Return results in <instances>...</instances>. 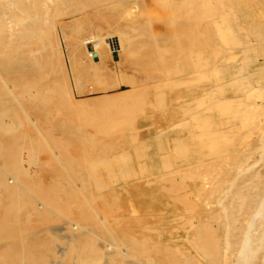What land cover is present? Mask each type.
Returning <instances> with one entry per match:
<instances>
[{
    "label": "rangeland",
    "instance_id": "obj_1",
    "mask_svg": "<svg viewBox=\"0 0 264 264\" xmlns=\"http://www.w3.org/2000/svg\"><path fill=\"white\" fill-rule=\"evenodd\" d=\"M111 1L113 20L82 1L78 22L65 17L56 36L69 94L88 100L82 107L50 91L38 100L42 81L20 80L26 63L6 70L0 49V97L11 88L0 124L17 128L0 127L8 153L0 170L27 187L14 217L3 208L10 196L0 195V222L17 228L0 232V264L79 263L76 229L66 227L73 221L91 229L103 263L134 255L150 264H264V0H231L223 36L211 31L208 45L183 49L185 58L186 40L159 0ZM88 33L106 40L97 70L79 60L78 38ZM109 33L124 44L118 55ZM16 131L20 140L8 146ZM83 207L104 225L82 217Z\"/></svg>",
    "mask_w": 264,
    "mask_h": 264
},
{
    "label": "bare ground",
    "instance_id": "obj_2",
    "mask_svg": "<svg viewBox=\"0 0 264 264\" xmlns=\"http://www.w3.org/2000/svg\"><path fill=\"white\" fill-rule=\"evenodd\" d=\"M82 1L83 2L87 1V5H94V4H96L97 6L100 5L99 6L100 10L102 11V13L104 15H106L105 17L107 19H109L110 21L113 20V18L115 17V13L111 11V7L113 6V3L111 0H0V49L2 48L1 51L3 52V55L1 57L2 58V60H1L2 64L6 70H8L10 68V66L15 63L14 61L19 62L20 65H24V63L28 64L27 70H25L23 73L19 74V78L21 80L23 77L24 79H22V80L24 82H26L28 86H34L39 81H42L41 82V88L36 90L35 91L36 93H34V96L37 97L38 100H43V98L45 97L44 92L50 91L51 93H58V95L55 94V96L65 97V102L63 103V105L65 104L69 107H74V108L82 107V106H84V104H86L88 102V100H79V101L73 100V98L70 96L69 91H68V85H67V77H66V73L64 71V64H63L62 57H61L62 53H61L60 49L58 48V46H56L57 45L56 36H57L58 32L60 30H62L64 28V26L66 25V20H64V18L69 17L71 19V21H77V22H78V19H80V16H78V14H80L81 9H84V8H82V6L78 7L77 4L80 3L82 5ZM129 1H128V3L131 2V1L130 2ZM135 1H133V3L136 5ZM159 1L161 3L160 8H162V10H163L162 14L164 16L165 21H169V22L173 23L176 26L175 29L173 30L174 33L178 37H181L182 39L185 38V40H186V44L182 45V47H180V49L183 52L182 57H184V58H185V53H184L183 49L187 48L188 46L198 45V44L208 45V43H210V41H212L211 31H217V32L221 33V37H222L223 36L222 34H224V31L226 28V25L224 27L223 20H224V22H226V24L229 25V23L227 22L228 14H229V12H231V10H233L230 6L231 0H159ZM159 1H158V3H159ZM255 1H256L255 3L261 2L260 0H255ZM155 2H156V0H155ZM130 5H131V3H130ZM83 7H85V4L83 5ZM93 10H95V9H93ZM133 10H134V8H133ZM131 16H132V14H131ZM107 24H108V22H107ZM91 34L92 33H88V34H85V35L78 38V41H79L78 44H79L80 48H84V49L86 48V50H85L86 52L85 51L83 52V57L79 58V60H81V63H82L81 66L84 68V70H88V69L97 70L98 68L102 67V56L100 55V53L98 51H99V48L103 45V43L106 40L104 39V37L103 38L99 37L97 39V38H95V36H92ZM115 34H113V35H115ZM113 35L111 33H109V34H107V36L106 35L105 36H106V39H107V37H109L110 41H111V38L115 40L114 41L115 45H116L115 47H117V48L115 50H111V51L117 52V55H118V51L122 47H124V44L120 39V35L119 36L117 35L116 37H114ZM103 39L105 40L104 42H103ZM223 39H224V37H223ZM52 46H54V49L52 48ZM80 51H81V49H80ZM95 53L97 54V57L99 60L96 62H93L92 61L93 59L91 60L90 57H92L93 54L95 55ZM215 74L216 73H214V75ZM258 79L259 78H257V81H258ZM257 81H255L256 84H258ZM252 84H253V82H252ZM244 86H243V88H244ZM28 88H30V87H28ZM1 89H2V86H1ZM156 89H158V88H156ZM161 89H162V87H161ZM252 89L255 90L254 88H252ZM9 90H11V88H7V90H4V93H6V94H3L2 97H0V110L4 111V112L7 109V105H6L5 101L3 100V96L10 93ZM258 91H259V89H258ZM212 100H210V101H212ZM219 100L220 99H218L217 101H219ZM204 101H206V100H204ZM256 103H257V101H256ZM56 104H58V103H56ZM8 110H7V112H9L12 109H10L9 111ZM14 112H15V109H14ZM23 113H25L24 110H23ZM11 115L13 118H15V116H16L13 114V112L11 113ZM11 115L8 114L6 116V118L10 117L9 120L12 119ZM2 116L5 117V113H2ZM0 117H1V115H0ZM192 118H194V117H192ZM203 118L206 119L205 117H203ZM255 118H256V116H255ZM25 119H27V121H30L33 123L36 121V119L30 118L29 116H27V114H26ZM243 119H242V121H243ZM1 120H2V118H1ZM198 120H197V122H198ZM200 120H201V118H200ZM7 121H8V119H7ZM13 121H14V119H13ZM182 121H184V120H182ZM108 122L109 121H107L106 124ZM119 122H120V120H119ZM119 122L117 124L118 125L121 124V127H123L122 124H124V121H123V123H119ZM16 123H18V122L15 121L13 124H16ZM1 124H2V122H1ZM1 124H0L1 130H3L4 132L12 130L14 127H16V126L13 127L12 124H9V125L8 124L5 125V123H3L4 125H1ZM106 124H105V126H106ZM117 124H116V127L118 126ZM198 124L199 123H197L196 125H198ZM200 124H202V123H200ZM205 124H206L205 125L206 128L209 127L207 123H205ZM193 125H194V123H193ZM203 125L204 124H202V126ZM194 126H192V128H194ZM18 127H19V129L22 128V126H18ZM119 127H117L118 129L116 128L117 132H119L118 131ZM121 127H120V129H121ZM179 127H180V125H179ZM197 127H199V126H197ZM126 128H127V125H126ZM171 128H172V126H171ZM206 128H204V126H203L204 130ZM14 129H17V128H14ZM129 129H130V127H129ZM17 131L12 133L10 138H8V140L6 141L8 146L10 144H15L16 142H18L20 140L22 133L21 132L17 133ZM187 132H189V131H187ZM201 135L203 136V134H201ZM201 135H200V137H201ZM129 136H131V134H129ZM174 138L176 139V137H174ZM207 140H209V139H207ZM208 144H209V142H208ZM4 149H5V147L3 145H0V156L4 157V159H6V158H8V153H6V151ZM176 149H177V151L180 150V146L177 147ZM94 160L96 161L97 159H94ZM94 160H91V161L93 162ZM12 162L14 164V161H12ZM24 172H27V170ZM145 177H147V176H145ZM21 186L22 185L18 182V180L16 179V177L13 174H9V173H6V172H3L0 170V195L4 191L7 193V197L10 196L9 197L10 201L7 204H5L3 207L7 214H11L16 209V206L19 203V201L22 200V198H24L23 191L25 192L27 187H25V186L21 187ZM141 193H143V191ZM263 202H264V200H263ZM36 207L38 210H41V208H43V203L38 202L36 204ZM82 212H83V213H81L82 217L88 218V219L91 218V220L94 223L97 220L99 222L101 221L100 223L102 225H104V223L102 222L104 220L103 216H97L96 217L95 215L90 214V212H88L87 208H85V207L82 208ZM133 212H135V211L133 210ZM133 214H135V213H133ZM255 214L256 213L253 212V216ZM12 216L14 217L13 213H12ZM251 216H252V214H251ZM181 219H183V218H181ZM66 227H68L69 229H72V230L76 229L74 232H72V236L76 238L77 242H76V244H74V242H71L70 247H72V249L76 248V249H78V252H80L81 257L79 259L80 261H78L79 263H77V264H113L112 263V260L114 261L113 258H112V260L108 259L107 260L108 263H103L104 259L101 260V256L97 253V251L93 245V234H92V231L89 227H86L85 225H82L81 223H78L76 221L75 222L74 221L69 222V224H67ZM189 227H187V228L189 229ZM59 228H62V227H59ZM16 229L17 228H15L10 221L4 220L3 222L2 221L0 222V232L1 233L2 232L13 233V232H15ZM185 235H186V232H185ZM29 236H30V234H29ZM179 237H181V236H179ZM185 237L187 238V236H185ZM245 240H248V239L245 238ZM242 242H244V241L242 240ZM243 244H247V243L244 242ZM112 245L113 244H110V246L112 248H114ZM240 250L242 251L243 249H240ZM120 251H122L121 252L122 255L127 256L129 254V252L126 248H123ZM104 252H105V250H104ZM245 252L247 253V251H245ZM5 254H6V257L10 256L9 253H5ZM243 254L244 253L241 252L242 256H243ZM197 255H198V252H197ZM115 256L116 255H112V257H115ZM131 256L132 257H130V260H128V262L126 261L127 264H131V263H134V264H150L149 261H148L149 263L148 262H142V260L139 259L138 257H136L134 255H131ZM238 257H241V256L239 255ZM237 258L235 260H237ZM244 258H242V260L243 259L246 260V258H247L246 255ZM123 259H124V257H121L120 260H123ZM42 260H45V259L42 258ZM235 260H234V263L236 262ZM143 261H145V260H143ZM39 264H41V263H39ZM116 264H119V262ZM231 264H233V262Z\"/></svg>",
    "mask_w": 264,
    "mask_h": 264
}]
</instances>
